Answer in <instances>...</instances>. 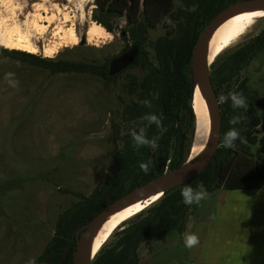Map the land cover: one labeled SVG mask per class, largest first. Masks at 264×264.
Listing matches in <instances>:
<instances>
[{
	"label": "rangeland",
	"instance_id": "1",
	"mask_svg": "<svg viewBox=\"0 0 264 264\" xmlns=\"http://www.w3.org/2000/svg\"><path fill=\"white\" fill-rule=\"evenodd\" d=\"M99 14L95 0H0V35L26 36L37 52L14 51L40 59L102 64L123 49L119 31L125 20L111 19L112 34L95 45L79 46L80 36ZM253 22L216 57L219 61L264 32V18ZM70 27L78 40L73 46ZM162 34L156 27L148 40ZM9 73L19 81L17 87L9 85ZM133 73L105 84L89 74H51L0 53V264L36 260L53 235L58 215L77 202V195L88 196L102 184L112 164L110 123L133 99L123 86L126 74ZM244 78L254 97L264 98V51L239 73L234 85ZM113 233L103 245L114 242ZM179 240L169 232L163 241L141 244L139 264H184L186 248L175 244Z\"/></svg>",
	"mask_w": 264,
	"mask_h": 264
},
{
	"label": "trees",
	"instance_id": "2",
	"mask_svg": "<svg viewBox=\"0 0 264 264\" xmlns=\"http://www.w3.org/2000/svg\"><path fill=\"white\" fill-rule=\"evenodd\" d=\"M239 1L244 0H95L100 14L93 16L92 20L106 33L114 32L111 19L125 20V27L119 31L125 45L117 56L134 45L139 50L134 62L113 77L107 75L111 60H105L102 64L52 61L0 47L4 57L47 70L51 74H89L102 79L105 84L115 82L127 71H134L133 74H126L123 85L125 92L133 99L123 105L118 120L110 123L114 147L112 163H118V173L114 176L106 173L98 188L88 196L77 195V202L58 215L53 235L35 264H72L73 239L78 229L107 205L186 162L195 129L191 106L193 83L189 73L191 55L206 25L221 10ZM164 16L174 21L175 28L163 22ZM156 27H160L163 34L149 41L148 34ZM262 51L264 32L221 61L219 58L213 61L209 77L217 98L221 92L226 96L230 92L243 93L248 101L247 110L233 109L230 99L219 103L220 142L206 169L190 182L164 193L156 203L113 233L114 242L103 245L91 264H139L137 251L141 244L162 241L169 232L181 235L188 216L197 207V204L189 206L183 203L181 190L185 186L197 189L198 185L203 184L209 194L220 189H251L264 185V163L253 160L246 148V145L256 142L259 132H264V115L260 117L258 112L261 110L264 113V98L254 97L245 78L234 85L239 73ZM145 100L151 101V108L144 106L142 102ZM149 113L161 118L163 131L155 124L140 122V118ZM233 116H243L247 120L235 126L241 137L235 146L225 148L222 146L223 136L233 127L229 123ZM140 126H147L149 139L158 138V147H141L138 151L133 147L130 131ZM149 160L153 161V165L145 174L139 165Z\"/></svg>",
	"mask_w": 264,
	"mask_h": 264
},
{
	"label": "water",
	"instance_id": "3",
	"mask_svg": "<svg viewBox=\"0 0 264 264\" xmlns=\"http://www.w3.org/2000/svg\"><path fill=\"white\" fill-rule=\"evenodd\" d=\"M252 8H264V0H244L239 1L227 8L221 10L203 29L200 33L189 64V73L193 83V97H192V110L195 116V129L193 132L192 143L190 146L189 154L186 162L180 167L166 171L161 176L147 182L137 189L129 192L125 196L116 200L115 202L107 205L98 215H96L90 222L82 226L75 233L73 239L75 248L72 253V264H91V259L88 261L87 246L88 242L93 235L94 231L98 226L103 223L109 216L113 215L120 209L129 206L135 202L141 200H148L154 196L166 193L174 188H177L185 183L190 182L192 179L201 174L208 164L210 163L213 155L215 154L219 142H220V131H221V117L219 111L218 98L212 87V83L209 77L210 66L208 68L205 64L203 57V50L206 41L214 29L227 17L234 15L240 11ZM86 43V36L81 35L79 38V46H83ZM139 54L138 47L136 45L130 47L127 51L123 52L119 56L111 59L108 65L107 75L113 77L125 71L137 58ZM198 89L200 95L203 97L207 110H208V125L210 133L207 141L204 153L198 159L188 162L193 149L194 138L197 129L196 115L193 107V98L195 90ZM119 166L114 161L108 170L110 176H114L118 173ZM68 249L64 252L67 253Z\"/></svg>",
	"mask_w": 264,
	"mask_h": 264
},
{
	"label": "crops",
	"instance_id": "4",
	"mask_svg": "<svg viewBox=\"0 0 264 264\" xmlns=\"http://www.w3.org/2000/svg\"><path fill=\"white\" fill-rule=\"evenodd\" d=\"M189 233L199 238L192 249L184 244ZM178 236L184 264H264V185L209 193Z\"/></svg>",
	"mask_w": 264,
	"mask_h": 264
},
{
	"label": "bare ground",
	"instance_id": "5",
	"mask_svg": "<svg viewBox=\"0 0 264 264\" xmlns=\"http://www.w3.org/2000/svg\"><path fill=\"white\" fill-rule=\"evenodd\" d=\"M86 1L88 0H80V2ZM258 18H264V8L246 9L224 19L210 34L204 45L203 57L207 68L217 56H219L224 50L228 49V47H230L238 39H240V37H242L245 32H247L246 30L248 27L254 23L253 20ZM68 30V39L70 44H72V46L76 45L78 40L73 28L70 27ZM85 36L87 44L95 45L97 41L99 42V40L104 39V36H109V34L97 24L91 22L85 30ZM0 46L8 50H18L29 54H35L37 52L36 47L24 35H18L16 39H13L9 35H0ZM192 105L196 115L197 129L194 138L193 149L188 162H192L201 157L207 145V143L205 144L203 140L200 139V136L202 134L205 122L208 123V110L205 101L200 95L198 89L195 90ZM154 197L126 206L113 215L109 216L103 223H101L94 231L88 242V261L95 257L97 252L110 238L115 229H117L121 224L132 219L135 215L141 213L151 204L158 201L160 195Z\"/></svg>",
	"mask_w": 264,
	"mask_h": 264
},
{
	"label": "clouds",
	"instance_id": "6",
	"mask_svg": "<svg viewBox=\"0 0 264 264\" xmlns=\"http://www.w3.org/2000/svg\"><path fill=\"white\" fill-rule=\"evenodd\" d=\"M162 20L170 28H175L174 21L170 19L168 16H164ZM6 79L8 80V83L11 87H17L19 85V81L14 79V74L12 73L7 74ZM229 99L231 100V106L233 109H243L245 111L247 110L248 101L247 98L243 95V93L230 92L227 96L221 95L218 98V103L223 104L227 102ZM142 103L144 104V106L148 108L152 107L151 101L149 100H145ZM246 120L247 118L243 116H233L230 118L229 123L233 127L230 128L229 131L224 134L223 144H222L223 147L232 148L235 146V142L241 138L240 131L235 126L245 123ZM144 121L147 122V125L155 124L158 129H160L161 131L164 130L162 125V120L156 114H151V113L145 114L140 118V122H144ZM133 123L135 124L136 122ZM209 131H210L209 125L207 122H205L203 126L202 134L200 136V139H202L205 144L207 143L208 140ZM146 133H147V126H140L138 127V129L136 127H133L132 130L130 131V135L133 141V147L137 151L141 147H151V148L158 147L157 144L158 138L149 139ZM152 165H153V161L149 160L147 163H141L139 165V169L145 174H148ZM161 195H163V193H161ZM181 196L183 197V203L185 205H189V206L193 204L199 205L202 200L208 198V192L203 184L198 185L197 189H193L191 186H185L181 190ZM184 244L185 247L192 249L199 244V238L195 233L185 234ZM27 264H35V260L30 259L27 262Z\"/></svg>",
	"mask_w": 264,
	"mask_h": 264
},
{
	"label": "flooded vegetation",
	"instance_id": "7",
	"mask_svg": "<svg viewBox=\"0 0 264 264\" xmlns=\"http://www.w3.org/2000/svg\"><path fill=\"white\" fill-rule=\"evenodd\" d=\"M258 112H261V110H258ZM262 115H264V113H262ZM259 133L260 134L256 135V142L252 145H246V148L253 160L264 163V150H262L264 149V132L261 131ZM252 149L255 151L252 152Z\"/></svg>",
	"mask_w": 264,
	"mask_h": 264
},
{
	"label": "snow or ice",
	"instance_id": "8",
	"mask_svg": "<svg viewBox=\"0 0 264 264\" xmlns=\"http://www.w3.org/2000/svg\"><path fill=\"white\" fill-rule=\"evenodd\" d=\"M154 199H155V197H154Z\"/></svg>",
	"mask_w": 264,
	"mask_h": 264
}]
</instances>
